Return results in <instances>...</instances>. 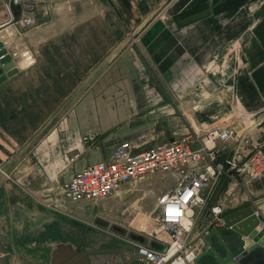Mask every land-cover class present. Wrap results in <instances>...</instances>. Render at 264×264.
I'll return each mask as SVG.
<instances>
[{"label":"crops","instance_id":"crops-1","mask_svg":"<svg viewBox=\"0 0 264 264\" xmlns=\"http://www.w3.org/2000/svg\"><path fill=\"white\" fill-rule=\"evenodd\" d=\"M88 1L110 4L122 23V38L96 48L116 53L98 64L101 70L90 74L92 85L84 92L82 105L69 115L66 128L53 125L49 133L17 145L0 125V264H30V250L36 249L43 251L40 264H51L58 245L80 252L94 250L97 237L78 228L71 205L63 204V212L47 205L58 199L61 184L73 175H60L62 156L66 152L70 157L73 165L67 169L73 172L107 160L112 147L121 142H130L139 148L137 151L165 144H158L168 130L161 125L146 128L158 132L143 137L132 130L144 129L136 115L171 109L167 98L188 99L194 89L198 98L213 96L215 101L207 112L213 115L208 123L213 126L207 130L234 128L237 133L235 140L219 146L221 159L237 149L264 151V0ZM21 3L11 6L10 11L0 4V42L8 52L17 54L13 59L16 70L25 69L22 59L29 58L33 38L55 42L62 34L57 16L61 11L71 16L83 0ZM127 4H136V11L128 12ZM157 4H166L164 18L172 22L155 16L143 29L137 27L156 13ZM28 15L33 25L24 27L21 23ZM124 19L138 32V44L123 41ZM70 29L69 35L74 31ZM34 43L38 48L41 42ZM3 76L0 88L16 74L3 72ZM87 132L82 142L81 136ZM220 189L215 202L223 211L251 207L264 226V175L236 182L225 179ZM248 244L246 240V247ZM196 245L202 253L208 248L203 239ZM120 258L122 264L129 260L121 252Z\"/></svg>","mask_w":264,"mask_h":264},{"label":"rangeland","instance_id":"rangeland-1","mask_svg":"<svg viewBox=\"0 0 264 264\" xmlns=\"http://www.w3.org/2000/svg\"><path fill=\"white\" fill-rule=\"evenodd\" d=\"M13 2L14 0H0V4L7 11H10L11 6L18 7L22 4ZM166 4H157L156 13L137 27L141 26L143 29L155 16H160L162 21L171 23V18H164ZM29 5L34 6L31 2ZM135 6L136 4H127V11H133ZM34 8L30 12H33ZM115 15L110 4L83 0L71 16L62 11L57 16L62 34L55 42L42 38L35 41L33 38V45L29 46L27 51L29 58L22 59L25 69L17 70L16 76L0 88V125L17 145L27 138L49 133L53 125L57 128L59 126H62V129L66 128L69 115L74 113L76 106L82 105L84 92L92 85L88 79L90 74L101 70L102 67H98V64L116 53L96 49L103 44L116 43L117 37L119 40L122 38V23ZM27 18L31 20L29 15L23 20ZM73 20H76L75 26L72 25ZM124 20L123 41L125 44H138V32L129 26L130 23L126 19ZM21 25L31 27L33 23L28 26L23 23ZM69 28L74 29L70 35ZM34 42H45V45L41 47L39 43L37 48ZM11 53L17 57L15 52ZM144 85L149 86L150 83ZM192 93L193 97L188 99L167 98L165 102L170 103L172 108H167L165 113L136 115L144 129L132 130V133H137L141 137L156 134L157 130L146 128L161 125L168 130L163 132L165 138L158 144H166L187 135L197 136L201 140L207 128L213 126L208 125L213 120V115L207 112L215 100L211 94L207 99L198 98L196 89ZM209 114L212 116L211 119L208 118ZM54 131L66 133L63 130ZM88 133L81 136L82 142L87 139ZM116 146L112 147L111 152ZM148 148L151 147H140L141 150ZM65 154L66 152L62 156L63 163L59 170L62 177L79 171H68L73 164L70 157ZM224 180L218 185L208 207L216 204L215 200L221 192L220 186ZM170 183L171 180L167 177L153 175L143 182L126 184L120 193L108 199L96 202L71 203L62 200L59 202L65 207L71 205L81 231H92L97 237L93 244L95 248L89 255L90 264H122L120 250H125L134 236H142L147 240L157 230L159 224L155 198L169 188ZM204 206L206 207V204ZM204 206L194 211L195 216L204 213L205 222L201 219V228L207 226L213 219L208 213L209 209ZM201 228L199 225L197 229ZM80 244L87 245L82 242ZM42 255L41 249L30 250V264H40L39 258ZM45 257L48 256L45 254Z\"/></svg>","mask_w":264,"mask_h":264},{"label":"built area","instance_id":"built-area-1","mask_svg":"<svg viewBox=\"0 0 264 264\" xmlns=\"http://www.w3.org/2000/svg\"><path fill=\"white\" fill-rule=\"evenodd\" d=\"M22 23L28 26L32 22L27 18ZM236 137L234 128H211L201 140L187 135L141 151L129 142H121L107 160L83 167L62 183L58 199L47 205L63 212L61 200L96 202L118 194L126 184L142 182L153 175L167 177L171 180L170 187L155 198L159 227L143 242L132 238L127 248L148 261L140 260L138 264H174L178 260L197 264L202 251L194 240L206 226L197 229L205 216L203 212L195 216L194 211L206 204L204 207L213 219L220 220L223 207L208 205L222 180H254L264 175V151L260 148L248 152L237 149L220 158L219 146ZM149 241L163 246L165 252L150 248Z\"/></svg>","mask_w":264,"mask_h":264},{"label":"water","instance_id":"water-1","mask_svg":"<svg viewBox=\"0 0 264 264\" xmlns=\"http://www.w3.org/2000/svg\"><path fill=\"white\" fill-rule=\"evenodd\" d=\"M14 53L0 42V83L5 79L3 72L8 76L16 73ZM219 218H214L195 238L194 242L203 239L208 248L196 260L197 264H264V226L253 215V209H244L230 212L223 211ZM259 226L261 228L256 230ZM133 239L143 242L141 237ZM246 240L250 242L246 247ZM253 243V244H252ZM148 246L154 250L165 252V248L154 241ZM126 254L129 260L124 264H134L148 261L134 254L126 248L120 251ZM90 252H80L67 245H58L52 252L51 264H90Z\"/></svg>","mask_w":264,"mask_h":264},{"label":"bare ground","instance_id":"bare-ground-1","mask_svg":"<svg viewBox=\"0 0 264 264\" xmlns=\"http://www.w3.org/2000/svg\"><path fill=\"white\" fill-rule=\"evenodd\" d=\"M134 237H141L143 240H144V238L142 237V236H134ZM135 240V239H134ZM128 250H131L134 254H135V252L131 249V248H128ZM137 255V254H136ZM127 261V260H126ZM174 264H183V262L181 261V260H178V261H176Z\"/></svg>","mask_w":264,"mask_h":264}]
</instances>
